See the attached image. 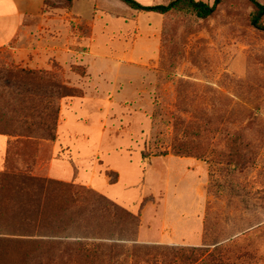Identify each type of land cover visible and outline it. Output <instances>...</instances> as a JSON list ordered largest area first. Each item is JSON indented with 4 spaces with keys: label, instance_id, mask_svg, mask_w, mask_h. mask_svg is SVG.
<instances>
[{
    "label": "rangeland",
    "instance_id": "1",
    "mask_svg": "<svg viewBox=\"0 0 264 264\" xmlns=\"http://www.w3.org/2000/svg\"><path fill=\"white\" fill-rule=\"evenodd\" d=\"M252 12L247 0L205 20L117 0H0V66L65 91L52 98L51 142L18 111L25 92L44 105L29 94L38 79L0 90V173L79 190L71 201L53 193L66 211L51 203V227L29 237L3 235L24 220L20 195L7 194L0 240L17 241L0 247V264H164L171 248L211 253L201 264H264V32ZM94 196L136 221L113 219Z\"/></svg>",
    "mask_w": 264,
    "mask_h": 264
},
{
    "label": "trees",
    "instance_id": "2",
    "mask_svg": "<svg viewBox=\"0 0 264 264\" xmlns=\"http://www.w3.org/2000/svg\"><path fill=\"white\" fill-rule=\"evenodd\" d=\"M65 2H72L74 0H63ZM120 3L124 4L131 10L140 11L145 13H154L157 15H168V14H180L183 16H190L198 20H205L210 18L216 8L223 3L224 0H214L211 5L199 1V0H171L166 5H154V6H143L134 0H117ZM251 5L253 12L250 16V25L259 31L264 32V25L262 24V19L264 17V5L260 4L256 0H247ZM34 78L38 79L36 85L31 86L30 93L34 97H38L42 101H45L44 105L38 109L36 104L33 101L32 103H26L27 92L23 93L24 96L20 100L21 106L18 111L24 115V118L29 115V117H34L39 119L35 124L27 125L24 128L41 131L44 138L48 141L54 142L56 140L55 129L57 124L58 108L52 104V98H63L65 91L62 87H58L53 83L51 78L48 75L45 77L38 76L33 72H25L22 69L13 68L12 66H0V90L8 89L10 87H16L20 90L23 89L24 78ZM27 81V79H25ZM35 92V93H34ZM36 92H42L41 94H36ZM33 97V100L35 99ZM30 111H35L31 112ZM17 112V111H16ZM0 133L7 134V132L0 126ZM9 135V134H7ZM180 145V146H179ZM182 146L184 144H175L173 146V151L176 156L183 155L185 152H182L184 149ZM20 170H10L8 169L4 173H0V217L4 216V212L7 211L8 203L10 200L6 198L7 194L17 193L20 197H15V199L22 205V226L17 229L7 232L3 235H12V236H33V232L40 235V231L44 228L51 227L53 221L46 219V210L48 211L49 205L53 202L59 203V210H65V205L61 201L53 200L52 195L55 192L62 194L69 201L73 200V191L79 192L76 188L61 184L59 182H54L45 178L33 177L30 174L25 172H19ZM89 194V192H86ZM92 196V195H91ZM93 201L100 208L105 210L110 214L113 219L118 220L119 218L126 221L135 222V218L129 212L121 210L114 204L108 202L106 199L101 197H93ZM57 209V210H58ZM51 212V213H56ZM3 223H0V227ZM21 229H27V232H20ZM1 234V233H0ZM0 240V247L4 243L17 241L15 239L3 238ZM21 243H37L42 244L41 242H29V240H24ZM57 246H62L61 243H55ZM111 245V249L115 247ZM73 247L77 248L79 251H84L83 244H72ZM119 247V246H118ZM171 255L173 257L172 261L164 262V264H175L178 261L182 264H201L204 259L210 257V254H207L205 250L200 248L193 249H170ZM202 257V258H201ZM210 260V258H209ZM212 260V259H211ZM205 261V260H204ZM212 262V261H211ZM8 264H11L8 261Z\"/></svg>",
    "mask_w": 264,
    "mask_h": 264
},
{
    "label": "crops",
    "instance_id": "3",
    "mask_svg": "<svg viewBox=\"0 0 264 264\" xmlns=\"http://www.w3.org/2000/svg\"><path fill=\"white\" fill-rule=\"evenodd\" d=\"M0 143H1V146H3V143H4V142H2V141L0 140Z\"/></svg>",
    "mask_w": 264,
    "mask_h": 264
}]
</instances>
